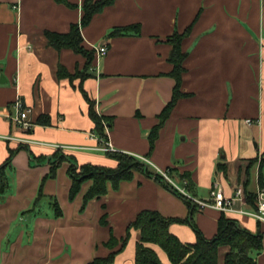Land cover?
I'll return each mask as SVG.
<instances>
[{
    "label": "crops",
    "instance_id": "obj_1",
    "mask_svg": "<svg viewBox=\"0 0 264 264\" xmlns=\"http://www.w3.org/2000/svg\"><path fill=\"white\" fill-rule=\"evenodd\" d=\"M83 1L0 0V111L19 98L32 123L24 130L0 114V166L12 152L4 167L7 186L0 191V264H87L116 251L119 245H105L110 233L120 241L145 209L188 218L206 238L217 231L221 211L189 207L141 170L117 186L107 181L106 192L84 206L92 180L70 198L69 162H60L49 175L57 154L80 165H117L99 150L83 91L95 112L109 119L105 139L116 151L146 158L151 173L153 167L166 170L190 196L207 199L214 186L226 196L242 186L246 196L264 184V0H115L80 27L82 45L93 51L88 66L83 55L54 48L45 35L80 24ZM134 24L138 34L108 36L115 27ZM175 31L185 33L182 94L151 145L148 135L175 85L168 60ZM101 44L107 46L105 55L96 51ZM59 66L85 76L59 77ZM234 206L254 208L246 198L235 199ZM225 215L264 234V223L251 216ZM86 231L90 237L75 236ZM169 231L184 243L196 239L186 221L171 222ZM138 239L139 230L131 228L125 247L109 264H134ZM150 246L170 264L159 246ZM228 251L227 245L218 248L217 264H224ZM255 261L264 264V249Z\"/></svg>",
    "mask_w": 264,
    "mask_h": 264
},
{
    "label": "trees",
    "instance_id": "obj_2",
    "mask_svg": "<svg viewBox=\"0 0 264 264\" xmlns=\"http://www.w3.org/2000/svg\"><path fill=\"white\" fill-rule=\"evenodd\" d=\"M114 1L115 0H84L82 5L83 17L80 24H72L70 30L65 33L46 31L45 35L48 44L56 49L70 48L73 51L80 53L86 58L88 66L92 59L93 51L86 49L82 45L80 27L88 23L93 14L101 11L105 6L112 4ZM130 33L138 34L139 25L134 24L115 27L110 31L108 36ZM184 34L185 33H178L175 31L169 37L172 49L168 60L173 64V69L170 75L175 79V85L173 87L171 100L165 105L159 114L158 124L151 129L148 135L151 145L157 137L159 128L168 117L172 106L182 94L179 86L181 72L183 71L182 60L185 57V53L181 51L180 43ZM57 73L59 77H69V79H72L73 77L83 78L85 76L80 72L69 74L62 66L58 67ZM83 95L89 104V115L94 123L95 132L99 137L106 138L103 121H106L107 123L109 122V119L98 115L93 108V102L87 97V94L84 91ZM105 153L107 156L117 161L116 167L111 168L95 164L80 165L70 157L63 154H57L52 163L49 175L54 176L56 168L60 162L65 160L69 162L67 173L71 178L69 192L70 198H73L79 191L82 182L89 179L92 180V184L83 196V206L91 198L106 192L107 181H110L113 186H117L121 180L130 179L133 170H141L149 176L152 175L156 180L164 182V184L171 188L175 194L183 198L189 207H193L195 204L173 189L161 175L151 173L148 169L147 163L138 157L121 153L119 151H107ZM11 156L12 152H10L9 159L0 166V191H5L7 186L4 177V167L9 163ZM260 163H264V158L261 159ZM77 169H79L80 172L76 173ZM182 177L186 178L187 175L183 174ZM262 186H264V184L260 181V187ZM255 194L256 193H246L245 196L246 200L253 206H255ZM53 207L56 211L59 210L56 202L53 203ZM100 221L103 225L107 223L105 215L101 217ZM173 221L188 222L195 231V241L193 243H184L180 241L177 236L172 234L169 231V224ZM131 228L139 230V239L135 247L134 264H164L161 262L157 252L150 246V244L159 246L166 253L170 264H217L218 248L223 245L229 247V251L224 256V264H257L255 261V254L264 249L263 233H253L249 231L242 227L236 219L226 216L225 212H221L219 216L216 233L211 238H206L188 218L185 220L173 219L161 215L156 210L145 209L140 211L129 223L126 236L121 238L120 241L110 233L109 239L105 242V245L109 248H114L119 245V248L116 251H112L105 257H95L87 264L111 263L114 260L115 255L125 247L129 238V230Z\"/></svg>",
    "mask_w": 264,
    "mask_h": 264
},
{
    "label": "built area",
    "instance_id": "obj_3",
    "mask_svg": "<svg viewBox=\"0 0 264 264\" xmlns=\"http://www.w3.org/2000/svg\"><path fill=\"white\" fill-rule=\"evenodd\" d=\"M96 51L99 55H105L107 52V46L101 44L96 47ZM12 110V111H11ZM29 109L26 107L24 102L17 98L15 99L10 107H6L4 113L0 111L4 117L14 121L17 126L22 129H29L32 125L31 121L28 118ZM247 123H251L250 119L246 120ZM106 125V123H104ZM99 141L101 143V147L99 150L104 152L107 151H116L109 141L105 138L99 137ZM139 159L143 160L146 163L149 161L144 157H138ZM154 173L159 174L163 177V179L177 192L184 195L186 198L191 200L193 203L198 205L200 208L204 207H212L217 209L221 212H235L240 214H245L251 216L261 222L264 223V186L259 187L255 194V206L251 210H245L241 208H236L234 206L235 199H239L244 201L245 199V191L242 186H235L233 189V194L231 196H226L223 189L219 186H214L210 192L209 197L207 199H199L190 196L183 187H178L172 178L168 175L166 170L158 169L157 167H153ZM184 184H187L186 180H183Z\"/></svg>",
    "mask_w": 264,
    "mask_h": 264
},
{
    "label": "rangeland",
    "instance_id": "obj_4",
    "mask_svg": "<svg viewBox=\"0 0 264 264\" xmlns=\"http://www.w3.org/2000/svg\"><path fill=\"white\" fill-rule=\"evenodd\" d=\"M77 75H78V74H77ZM77 75H76V76H77ZM103 123H106V121H103ZM78 172H80L79 169H77V172H76V173H78ZM84 182H85V181H84ZM82 183H83V182H82ZM254 185H255V175H254V176L251 175L250 186H251L252 188H254ZM78 234H79V233H77L75 236H76V237H82V238H84V237H90L91 231L82 232L80 236H78Z\"/></svg>",
    "mask_w": 264,
    "mask_h": 264
},
{
    "label": "water",
    "instance_id": "obj_5",
    "mask_svg": "<svg viewBox=\"0 0 264 264\" xmlns=\"http://www.w3.org/2000/svg\"><path fill=\"white\" fill-rule=\"evenodd\" d=\"M3 77V76H2Z\"/></svg>",
    "mask_w": 264,
    "mask_h": 264
}]
</instances>
